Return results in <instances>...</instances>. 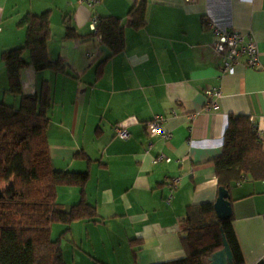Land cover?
Instances as JSON below:
<instances>
[{
	"label": "crops",
	"instance_id": "0c3cea01",
	"mask_svg": "<svg viewBox=\"0 0 264 264\" xmlns=\"http://www.w3.org/2000/svg\"><path fill=\"white\" fill-rule=\"evenodd\" d=\"M141 0H0V101L18 107L9 92L1 54L22 46L27 14L50 13L52 39L48 55L62 59L66 74L31 66L21 72L24 95L51 88L49 153L56 170L86 172V200L97 221L52 226L61 239L67 264H156L186 256L180 220L193 205L214 202L219 184L214 160L222 156L230 116L250 118L264 151V0H145L146 26L132 27L130 10ZM115 17L125 31V50L109 59L97 80L98 64L109 54L94 34L92 18ZM213 23L250 35L257 43L260 66L245 59L222 73L214 50ZM80 38H67V28ZM24 58L30 62L28 52ZM219 89L214 109L206 91ZM175 109L177 116L170 111ZM165 115L169 140L150 136L146 124ZM130 137L116 136V126ZM84 153L92 163L76 156ZM170 162L157 160L159 156ZM178 179L173 193L172 183ZM232 227L245 264L264 260V180L250 176L231 183ZM66 209L80 200L76 187H60ZM170 199V202H168ZM141 240L135 247L131 240ZM135 252V253H134ZM135 257V258H134Z\"/></svg>",
	"mask_w": 264,
	"mask_h": 264
},
{
	"label": "trees",
	"instance_id": "16d2710c",
	"mask_svg": "<svg viewBox=\"0 0 264 264\" xmlns=\"http://www.w3.org/2000/svg\"><path fill=\"white\" fill-rule=\"evenodd\" d=\"M132 27L146 26V1H137L130 10ZM26 28L25 43L1 54L9 82V92L21 97L18 107L0 101V264H67L61 239L52 240V226H70L83 220L97 221V211L86 200L85 187L89 171L56 170L49 153L48 127L53 107L51 88L47 81L38 93L24 95L21 72L33 67L36 72L53 71L66 74L64 60L53 61L48 55L52 39L50 13L40 16L27 14L20 22ZM108 50V56L98 64L100 80L109 59L125 50V31L121 20L102 17L94 30ZM67 38H80L68 27ZM28 52L30 62L24 58ZM88 165L92 160L84 153L76 156ZM220 188L230 191L231 183L250 176L264 180V151L252 122L247 116H230L224 132L223 154L214 160ZM60 187H76L80 200L66 209L58 202ZM215 201L193 205L180 220V239L184 258L156 264H209L213 253L223 248L225 235L234 257L233 264H245L232 227V217L220 219ZM140 245L141 240H131ZM135 253V252H134ZM135 258V257H134ZM258 264H264V260Z\"/></svg>",
	"mask_w": 264,
	"mask_h": 264
},
{
	"label": "built area",
	"instance_id": "2783aa9c",
	"mask_svg": "<svg viewBox=\"0 0 264 264\" xmlns=\"http://www.w3.org/2000/svg\"><path fill=\"white\" fill-rule=\"evenodd\" d=\"M80 3L88 6L99 3V0H79ZM194 1V0H187ZM98 24V18L94 16L92 18V26L96 27ZM209 25L214 30L215 43L214 50L223 59V66L221 68L222 73H232L233 67L239 64L241 59H245L244 66L250 69H255L260 66L258 46L254 38L250 35H244L242 32L236 30L222 29L213 23ZM207 107L214 109L218 105V100L222 96V92L219 89H210L206 91ZM172 116H177L175 109L170 111ZM166 121L165 115H156L146 124V131L150 136H160L161 139L169 140L172 137L171 133L164 131V123ZM115 134L117 137L127 140L130 137L128 130L123 126L115 127ZM164 156H159L157 160H164ZM170 162V159H165ZM178 179H175L172 183L171 193L174 192ZM170 202V199H168Z\"/></svg>",
	"mask_w": 264,
	"mask_h": 264
},
{
	"label": "water",
	"instance_id": "95a60500",
	"mask_svg": "<svg viewBox=\"0 0 264 264\" xmlns=\"http://www.w3.org/2000/svg\"><path fill=\"white\" fill-rule=\"evenodd\" d=\"M229 193L226 189H219V196L215 201V211L220 219H229L232 214V206L229 200ZM223 239V248L209 258V264H233L234 257L225 235Z\"/></svg>",
	"mask_w": 264,
	"mask_h": 264
}]
</instances>
